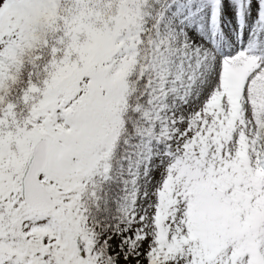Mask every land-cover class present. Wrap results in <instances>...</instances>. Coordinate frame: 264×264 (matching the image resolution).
Wrapping results in <instances>:
<instances>
[{
  "label": "snow or ice",
  "instance_id": "6c2138e0",
  "mask_svg": "<svg viewBox=\"0 0 264 264\" xmlns=\"http://www.w3.org/2000/svg\"><path fill=\"white\" fill-rule=\"evenodd\" d=\"M0 264H264V0H0Z\"/></svg>",
  "mask_w": 264,
  "mask_h": 264
}]
</instances>
